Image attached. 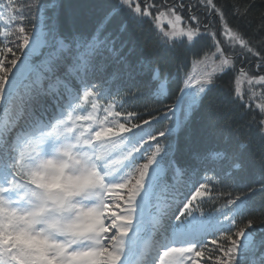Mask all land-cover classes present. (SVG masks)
<instances>
[{
  "label": "snow or ice",
  "instance_id": "snow-or-ice-1",
  "mask_svg": "<svg viewBox=\"0 0 264 264\" xmlns=\"http://www.w3.org/2000/svg\"><path fill=\"white\" fill-rule=\"evenodd\" d=\"M56 7L0 0V264H264V253L250 257L264 248V209L249 215L251 198H264V0H117L91 33L64 28ZM121 13L151 21L146 55L120 41L126 24L105 32ZM178 43L173 64L164 57ZM188 55L194 71L184 72ZM214 89L222 104L201 132L222 146L165 165L175 145L158 141L186 128ZM143 95L171 103L157 115L125 109ZM254 146L261 174L248 187ZM237 187L247 190L233 196Z\"/></svg>",
  "mask_w": 264,
  "mask_h": 264
},
{
  "label": "trees",
  "instance_id": "trees-1",
  "mask_svg": "<svg viewBox=\"0 0 264 264\" xmlns=\"http://www.w3.org/2000/svg\"><path fill=\"white\" fill-rule=\"evenodd\" d=\"M27 1V0H25ZM41 3H51L55 2L57 5L55 11L58 14L59 20L64 28H74L77 31L84 33L93 32L96 27L104 22L105 16L108 12L111 11L112 7L117 3V0H39ZM229 0H217V3H228ZM27 3V2H26ZM51 12H48L47 15H51ZM217 20V19H216ZM231 23H235V21H231ZM126 24V30L122 33H119L120 41L126 42L128 48L134 49V52L138 55H146L150 50L153 44L152 37L155 34L150 29L153 27L151 21L146 19L142 24H136L132 21L128 20L127 15L121 13L119 15L114 16L109 23L105 26V32H111L113 34H117L121 25ZM31 27V24L28 25ZM186 42V41H185ZM207 44H210L209 41L201 40L197 43V48L204 47L205 51L209 49L206 47ZM127 50V49H126ZM49 51V49H48ZM183 53V45L177 44L176 52L173 54V57H164L165 60L171 61L173 64L178 62L179 59H182ZM47 54V53H45ZM44 57H36V61H40L41 58ZM188 65L184 67V72L192 71V59L191 55H188ZM228 78H225L227 80ZM224 83V81H221ZM235 85L233 84L232 87ZM139 89H133L132 91H138ZM178 91L174 89V93ZM128 92V89H121L120 95H125ZM246 92V91H245ZM131 101L125 103V109L127 111H139L144 113L145 106L152 110V115H157V110L162 111L163 106L171 103V98L168 100L159 103L155 100L149 99L147 95L138 96L135 105L136 107H129ZM222 104V101L217 96L216 90L214 89L209 93V96L205 98L204 105L200 108L199 112L192 118V122L186 127L181 129L176 134L171 137L161 138L158 142L161 145L168 144L169 142L175 145L174 155H169L165 158L163 163L167 165L169 160L174 159L178 165L181 167L189 164L191 162V158L193 153L197 151H202L205 148L209 147H218L222 146L220 140H205L202 137V127L209 120L217 119V111L216 109ZM147 115H141V119H147ZM224 117H221L218 120L219 123H223ZM138 122V121H136ZM171 123L170 120L165 119L158 121L156 124L152 126V135H156V133L160 131H164L166 126ZM154 147V146H153ZM152 149H149V152ZM261 150L258 146H254L249 150L248 160H249V168L248 172L240 177L242 183L247 184L248 187L253 186V181L258 180L261 174ZM139 162V161H138ZM203 175V173H201ZM170 183V173L168 174ZM199 181H197V184ZM194 190V189H193ZM228 188H219L217 187L214 191H229ZM247 189L244 187H237L235 189H231L232 195L235 196L238 192L246 191ZM190 195V193H189ZM226 201L221 199L216 202L205 201L201 204V208L205 212H213L217 208L220 207ZM251 207L249 215H255L256 219L259 220L260 217L258 215L261 209H264V198L260 195L251 198ZM183 204H180L182 207ZM178 211V210H177ZM175 217L173 216V219ZM262 227L259 223L257 224V236L256 239L259 240L264 237V232H260L259 229ZM207 239V238H206ZM261 253H264V248H260L256 250L254 253L250 254V257L259 258Z\"/></svg>",
  "mask_w": 264,
  "mask_h": 264
},
{
  "label": "rangeland",
  "instance_id": "rangeland-1",
  "mask_svg": "<svg viewBox=\"0 0 264 264\" xmlns=\"http://www.w3.org/2000/svg\"><path fill=\"white\" fill-rule=\"evenodd\" d=\"M26 2L29 3L30 0L25 1V3H26ZM157 2H158V0H157ZM218 19H219V18L217 17V27H218ZM164 24H165V27L167 28V22H166V21L164 22ZM218 38H220L221 40H223V37H218ZM47 52H48V48H44V49H42V53H43V54H45V53H47ZM11 58H12V57H11V54H9V55H8V59L10 60ZM33 59H35V57H34ZM33 63H34V62H33ZM5 66H8V65H5ZM192 71H194V69H193ZM240 87H241V89H242L243 91H246V92H247L248 87H249L247 81H246V80L242 81ZM254 90L259 91V88H256V89H254Z\"/></svg>",
  "mask_w": 264,
  "mask_h": 264
},
{
  "label": "bare ground",
  "instance_id": "bare-ground-1",
  "mask_svg": "<svg viewBox=\"0 0 264 264\" xmlns=\"http://www.w3.org/2000/svg\"><path fill=\"white\" fill-rule=\"evenodd\" d=\"M217 19V18H216Z\"/></svg>",
  "mask_w": 264,
  "mask_h": 264
}]
</instances>
